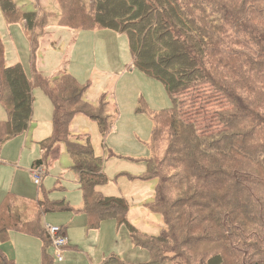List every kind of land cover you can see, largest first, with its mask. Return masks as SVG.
Returning <instances> with one entry per match:
<instances>
[{
    "label": "trees",
    "instance_id": "16d2710c",
    "mask_svg": "<svg viewBox=\"0 0 264 264\" xmlns=\"http://www.w3.org/2000/svg\"><path fill=\"white\" fill-rule=\"evenodd\" d=\"M58 24L72 30L108 29L128 40L134 67L159 80L172 99L153 113L146 174L157 177L148 208L165 228L147 234L129 224L124 198L104 195L103 159L89 138L74 140L77 114L93 119L104 136L112 120L104 107L83 99L89 82L63 72L27 76L21 63L5 65L0 41V139L28 129L33 89L52 103L51 133L38 141L44 166L55 145L65 143L82 194L86 230L101 221L126 223L131 241L148 250L139 264H264V0H56ZM9 22L39 30L45 15L15 0H0ZM158 157V164L151 159ZM39 200L37 216L23 218L15 198L0 201V242L14 230L42 241L41 264H52L49 235L39 223L46 212L70 210L64 200ZM0 264H15L0 249ZM100 264H131L110 254Z\"/></svg>",
    "mask_w": 264,
    "mask_h": 264
},
{
    "label": "rangeland",
    "instance_id": "374dc122",
    "mask_svg": "<svg viewBox=\"0 0 264 264\" xmlns=\"http://www.w3.org/2000/svg\"><path fill=\"white\" fill-rule=\"evenodd\" d=\"M15 1L22 10H36L39 16L45 15L46 23L42 30L37 24L33 31H27L24 22L9 23L0 10L5 65L21 63L29 77L34 72L48 78L67 72L82 83L89 82L90 89L106 93L104 111L113 121L109 131L102 136L93 119L76 113L70 125L71 134L78 135L74 140L80 143L89 138L95 154L103 159L107 182L96 186V190L125 199L129 224L147 234L159 233L165 228L163 218L148 208L157 177L147 176L146 163L152 158L149 144L153 113L173 106L168 91L159 80L134 67L125 34L108 29L63 27L57 22L60 10L56 0ZM33 94L35 109L28 131L8 140L0 139V201L6 194H12L16 208L25 212L26 220L37 216L35 203L44 197L67 203L70 210L39 215L41 227L63 225L69 239L77 244L71 242L68 249H63L61 261L54 249L48 247L52 264H100L110 254L131 264L149 260L148 250L131 241L126 223L107 219L97 228L86 230L77 173L65 143L56 144L55 150L50 151L42 182L38 185L34 182L29 168L41 157L37 142L43 138L35 141L36 134L46 130L51 133L53 107L41 88L34 87ZM5 114L0 104V120ZM151 161L160 162L158 157ZM41 248L38 236L14 230L6 241L0 242L1 251L15 264H41ZM74 250L75 254L68 253Z\"/></svg>",
    "mask_w": 264,
    "mask_h": 264
},
{
    "label": "built area",
    "instance_id": "2783aa9c",
    "mask_svg": "<svg viewBox=\"0 0 264 264\" xmlns=\"http://www.w3.org/2000/svg\"><path fill=\"white\" fill-rule=\"evenodd\" d=\"M31 174L34 182L38 185L41 183L43 168L42 166L33 167ZM45 232L49 235L51 247L54 249L58 261L62 260V251L68 245V235L62 226L45 224Z\"/></svg>",
    "mask_w": 264,
    "mask_h": 264
},
{
    "label": "crops",
    "instance_id": "0c3cea01",
    "mask_svg": "<svg viewBox=\"0 0 264 264\" xmlns=\"http://www.w3.org/2000/svg\"><path fill=\"white\" fill-rule=\"evenodd\" d=\"M94 91V92H93ZM104 94V92H102V91H100V90H94V89H90L89 87H88V89L85 91V93H84V96H83V99L85 100V101H87V102H89V103H91V104H94V103H96V101H97V99H98V97L101 95V94ZM106 94V93H105ZM51 102V101H50ZM34 109H35V106H34V94H33V111H34ZM33 115V114H32ZM5 118H6V114H5ZM4 118V119H5ZM3 119V120H4ZM1 121V120H0ZM29 127H30V124H29V126H28V129H29ZM36 127V126H35ZM50 128V127H49ZM28 129L25 131V132H27L28 131ZM51 129H52V127H51ZM39 131H41L40 129H38ZM50 132V131H49ZM49 132H47V130L46 131H44L42 134L40 133V134H36L37 136L36 137H38V138H36L37 140H35V141H38L39 139H40V137H43V138H45V137H47L48 135H49ZM22 135V134H21ZM35 137V136H34ZM43 138H41V139H43ZM37 144H38V142H37ZM41 151V150H40ZM40 153V152H39ZM35 161V160H34ZM33 161V162H34ZM33 162L31 163V166H30V168H29V171H30V174H31V169L34 167L33 166ZM44 166H42V168H43ZM53 167V166H52ZM17 168L18 169H20V166H17ZM43 172H44V168H43ZM32 175V174H31ZM42 178H43V175H42ZM42 182V181H41ZM108 196H110V195H108ZM61 226H63V225H61ZM72 238V237H71ZM76 241V240H75ZM75 243L74 241H72V240H70L69 239V237H68V245L66 246V248L68 249V247H70L71 246V244L70 243ZM76 244V243H75ZM77 245V244H76ZM77 251H68V253H71V254H75Z\"/></svg>",
    "mask_w": 264,
    "mask_h": 264
}]
</instances>
